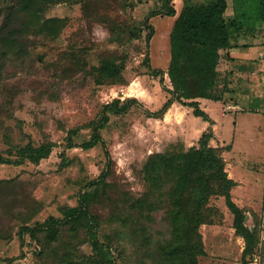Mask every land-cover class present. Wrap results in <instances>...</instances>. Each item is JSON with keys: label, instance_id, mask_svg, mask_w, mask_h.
Here are the masks:
<instances>
[{"label": "rangeland", "instance_id": "374dc122", "mask_svg": "<svg viewBox=\"0 0 264 264\" xmlns=\"http://www.w3.org/2000/svg\"><path fill=\"white\" fill-rule=\"evenodd\" d=\"M163 1L64 0L47 9L46 17L65 19L64 26L55 37L29 34L23 39L26 53L11 56L5 63L0 71V122L10 128L14 143L25 146L31 141L38 146L49 140L55 146L39 164L28 160L20 165L0 164V180L23 183L22 191L37 209L29 223L34 226L50 217L63 218L62 210L78 206L81 190L105 170L110 171L107 182L138 198L147 190L145 166L150 155L187 151L207 132L212 146L227 148L223 153L226 170L238 184L232 198L245 209L246 224L251 228L261 224L262 242L250 264H264V21L243 26L233 35L234 47L222 51L218 93H224L225 100L203 103L196 99L210 120L195 116L193 107L178 102L156 118L152 113H158L172 97L167 70L176 18L150 19L149 46L150 28L144 23ZM187 1L210 2L175 0L177 13ZM229 4L228 18L233 15L232 0ZM113 53L122 58L123 84L99 85L72 67L76 59L86 68L99 66L103 56ZM54 91L55 100L50 97ZM108 105L114 110L104 113ZM104 114L108 120L102 122ZM101 123L103 141L86 148L93 126ZM74 129L77 133L70 134ZM0 147L6 149L1 132ZM211 205L220 215L215 224L201 227L207 255L200 263L241 264L245 242L235 233L225 198L213 199ZM92 210L101 220L109 212L108 207L96 205ZM0 228L11 231L9 238L0 239V264H41L40 246L24 233L21 220L3 218ZM110 230L104 223L96 233L103 239ZM123 245L132 250L129 242Z\"/></svg>", "mask_w": 264, "mask_h": 264}, {"label": "trees", "instance_id": "16d2710c", "mask_svg": "<svg viewBox=\"0 0 264 264\" xmlns=\"http://www.w3.org/2000/svg\"><path fill=\"white\" fill-rule=\"evenodd\" d=\"M63 1L0 0L1 72L11 56L26 53L23 39L29 34L43 33L49 37L59 34L65 19L48 18L45 13L50 6ZM174 2L164 0L160 10L151 12L144 23L150 28L149 46L153 37L150 19L177 16L170 33L171 59L167 70L173 85L169 90L172 97L152 115L160 118L178 102L193 107L195 116L210 120L196 99L225 100L224 93H218L222 51L234 47L233 35L243 26L264 21V0H232L230 18L227 16L229 0H210L202 5L187 1L179 14ZM148 55L147 64L150 63ZM121 59L117 53L108 54L102 57L99 66L90 68L76 59L72 67L92 76L99 85L123 84ZM152 73L162 75L164 71L152 70ZM56 94L54 91L50 97L58 99ZM107 110L114 109L108 105L104 113ZM107 120L104 114L101 121ZM0 126L6 146V149L0 147V164L20 165L26 160L39 164L50 156L55 146L49 140L38 146L31 141L25 146L19 145L14 143L10 128L4 122H0ZM101 126L102 123L93 126L94 133L84 145L86 148L103 141L99 132ZM77 131L71 130L70 134ZM210 139L211 134L205 132L198 145L187 151L150 155L145 166L147 190L136 199L118 190L116 184L107 182L110 171L105 170L101 178L81 190L78 206L62 210L63 218L50 217L34 226L29 223L37 209L31 207L30 197L22 191L23 183L16 179L0 180V221L8 217L22 221L24 233L30 234L40 246L41 264H201L200 258L207 255L201 227L217 222L220 211L211 201L223 197L233 214L235 233L245 242L241 264H250L262 242L261 224L252 228L246 224L245 209L232 198V190L238 184L226 170L223 153L227 148L212 146ZM103 145L105 147V143ZM105 150L109 156L107 148ZM95 205L109 208L104 220L93 212ZM104 223L109 224L111 230L101 239L96 230ZM10 233V229L0 228V239L9 238ZM124 242L132 245L131 251ZM84 246H88L89 251L84 252ZM261 254L264 258L263 252Z\"/></svg>", "mask_w": 264, "mask_h": 264}, {"label": "crops", "instance_id": "0c3cea01", "mask_svg": "<svg viewBox=\"0 0 264 264\" xmlns=\"http://www.w3.org/2000/svg\"><path fill=\"white\" fill-rule=\"evenodd\" d=\"M181 10H182V9H181ZM180 12H181V11H180ZM180 12H179V13H180ZM179 13H178V14H179ZM175 18L177 19V16H175ZM176 19H175V20H176ZM174 23H175V22H174ZM209 100H210V99H205V98H201V99H199V101H200V102L203 101V103H210L211 100H210V101H209ZM205 101H206V102H205Z\"/></svg>", "mask_w": 264, "mask_h": 264}]
</instances>
